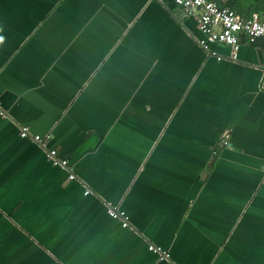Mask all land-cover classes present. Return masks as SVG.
I'll list each match as a JSON object with an SVG mask.
<instances>
[{
    "label": "crops",
    "instance_id": "crops-1",
    "mask_svg": "<svg viewBox=\"0 0 264 264\" xmlns=\"http://www.w3.org/2000/svg\"><path fill=\"white\" fill-rule=\"evenodd\" d=\"M0 36V264H264V39L172 0H0Z\"/></svg>",
    "mask_w": 264,
    "mask_h": 264
},
{
    "label": "built area",
    "instance_id": "built-area-1",
    "mask_svg": "<svg viewBox=\"0 0 264 264\" xmlns=\"http://www.w3.org/2000/svg\"><path fill=\"white\" fill-rule=\"evenodd\" d=\"M163 1V0H159ZM173 4L180 10L183 16H194L197 28L201 34L198 44L207 50L211 43H220L230 48V56L236 58L237 52L242 43L255 44L258 40L264 39V17L254 12L250 15H241L227 7L220 6L217 0H172ZM222 56L218 55L220 60ZM0 116L6 114L0 109ZM19 135L22 138H29L43 150L45 156L53 166L60 167L67 171L69 179H75L69 160L58 154V150L49 147L50 136L34 133L27 124L21 125ZM222 143L228 144V134H224ZM85 190V193H88ZM107 213L110 217L119 220L122 227L129 226V219L125 211L117 206L108 204ZM147 249L158 254L160 260L167 264H175L169 258L166 250L159 245L149 243Z\"/></svg>",
    "mask_w": 264,
    "mask_h": 264
},
{
    "label": "trees",
    "instance_id": "trees-1",
    "mask_svg": "<svg viewBox=\"0 0 264 264\" xmlns=\"http://www.w3.org/2000/svg\"><path fill=\"white\" fill-rule=\"evenodd\" d=\"M218 4L241 15L257 12L264 17V0H217ZM66 158V157H65Z\"/></svg>",
    "mask_w": 264,
    "mask_h": 264
},
{
    "label": "clouds",
    "instance_id": "clouds-1",
    "mask_svg": "<svg viewBox=\"0 0 264 264\" xmlns=\"http://www.w3.org/2000/svg\"><path fill=\"white\" fill-rule=\"evenodd\" d=\"M201 0H197V3H200ZM4 42V37L3 36H0V44H2Z\"/></svg>",
    "mask_w": 264,
    "mask_h": 264
}]
</instances>
